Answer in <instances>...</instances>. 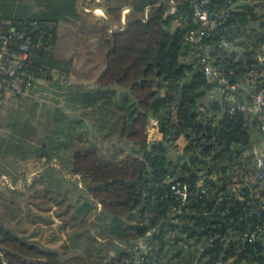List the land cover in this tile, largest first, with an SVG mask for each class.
I'll return each instance as SVG.
<instances>
[{"label": "trees", "instance_id": "obj_1", "mask_svg": "<svg viewBox=\"0 0 264 264\" xmlns=\"http://www.w3.org/2000/svg\"><path fill=\"white\" fill-rule=\"evenodd\" d=\"M79 1L0 0V32L12 34L15 29L31 37L30 63L43 82L54 83L55 74L64 82L70 76L71 60L58 59L54 50L61 25L81 22ZM102 1L106 18L90 31L100 36L105 69L97 88H80L75 100L94 110L93 117L101 114L97 129L109 130L106 139L118 134L136 149L126 164L79 150L72 173L89 180L88 191L99 205L87 202L79 213L89 219L100 209L93 228L102 223L106 239L115 244L102 246L96 229L89 228L71 236L72 243L84 240L87 246L67 259L65 253L0 225V264H136L134 249L146 240L153 249L136 260L139 264H264V182L251 191L248 183L233 182L227 170L241 165L242 156L261 142L245 127L243 114L231 113L216 86L193 68L194 46L187 37L201 26L193 16L192 0H180L174 15L168 14L169 0ZM208 1L212 18L225 14L222 25L204 41L214 67L232 84L246 89L263 85L264 0ZM125 8L130 14L122 29ZM181 15L184 25L176 24ZM222 37L239 39L237 51L228 54L220 46ZM16 42L20 47L22 42ZM261 85L255 90H264ZM116 88L125 94L117 96ZM180 138L186 142L183 148ZM54 141H43L31 152L51 161L59 151ZM18 142L26 145L25 140ZM15 143L11 140L7 148ZM245 160L254 165L252 154ZM204 169L207 175L201 177ZM174 184L188 188L184 205L172 190Z\"/></svg>", "mask_w": 264, "mask_h": 264}, {"label": "rangeland", "instance_id": "obj_2", "mask_svg": "<svg viewBox=\"0 0 264 264\" xmlns=\"http://www.w3.org/2000/svg\"><path fill=\"white\" fill-rule=\"evenodd\" d=\"M94 3L105 7L102 0ZM94 3L80 0L81 22L63 23L59 30L54 54L58 59L71 60L67 82L55 74L54 83L41 82L25 97L11 96L0 103V225L48 249L65 253L67 259L80 254L87 246L84 240L72 243L71 236L85 234L89 228L96 229L102 246L115 244L106 239L102 223L98 229L93 228L100 209L92 212L89 219L79 213V208L83 209L87 202L97 203L88 191L89 180L72 173L75 153L95 151L105 162L126 164L136 149L133 143L118 134L106 139L104 136L109 130L100 133L97 129L101 114L93 117L94 110L82 107L75 100L80 88H97V80L106 65L100 36L90 31L91 26L101 20L104 11H86ZM116 27L117 24L113 28ZM115 92L119 97L125 94L119 88ZM118 138L122 140L120 144ZM11 140L19 148H7ZM18 140H25L26 145H20ZM46 140H55L54 145L62 146H56L59 151L51 161L39 160L31 152ZM43 220L52 223L45 225ZM114 253L111 251L110 255Z\"/></svg>", "mask_w": 264, "mask_h": 264}, {"label": "built area", "instance_id": "obj_3", "mask_svg": "<svg viewBox=\"0 0 264 264\" xmlns=\"http://www.w3.org/2000/svg\"><path fill=\"white\" fill-rule=\"evenodd\" d=\"M180 0H169L168 14L174 15L178 10ZM208 0H192L191 10L195 20L200 24V29L192 31L187 37V41L193 44L192 50V64L199 72L203 73L207 81L216 86V90L221 94L224 101L229 102L231 113H241L245 119V127L251 130L252 134L258 137L261 144L260 147H255L253 153L247 152L240 159L241 165H229L227 167L230 176L233 177V182H243L248 188L253 190V185L259 182H264V90L256 91L255 88L250 87L246 89L237 84L230 83L225 77V73L214 67L213 58L204 46L205 38L210 36L216 28L220 27L225 20V14H217L212 18V11L208 8ZM185 18L181 15L176 20V24L184 25ZM12 25L11 22H8ZM12 34L0 32V103L4 102L8 96L13 95L22 97L31 92L37 84L43 82L38 79L39 70L32 67L30 56L32 49V39L24 34L16 33L12 29ZM22 42L21 46L16 48V40ZM239 39L233 42L227 37H222L220 46L224 48L228 54L237 51V43ZM260 60L264 61V44L261 46ZM254 84V83H252ZM261 88L264 87V81ZM242 91H246L244 96L246 100L242 101ZM254 156V165H250L245 159ZM207 170H203L200 176H206ZM171 180L170 176L167 177ZM238 181V182H237ZM240 181V182H239ZM172 190L180 196V204L184 205L188 198V188H181L179 184H174ZM205 192V191H204ZM176 214L181 215V210H175ZM256 238V234L252 235V239ZM152 241L146 240L144 244L136 246L134 251L136 256L134 261L147 251H151L153 247L150 246Z\"/></svg>", "mask_w": 264, "mask_h": 264}, {"label": "crops", "instance_id": "obj_4", "mask_svg": "<svg viewBox=\"0 0 264 264\" xmlns=\"http://www.w3.org/2000/svg\"><path fill=\"white\" fill-rule=\"evenodd\" d=\"M98 1H100V0H97V3H98ZM104 11V15H103V17L102 18H100V19H104V18H106V15H105V10H104V8L103 7H101V6H99V5H97L96 3H94V4H92V6L89 8V9H86V11L87 12H90V11H92V12H95V13H98L99 11ZM123 15H122V23H121V28L122 29H124V27H125V22H126V19H127V16H126V14L127 13H129L130 14V10L129 9H124L123 10ZM128 15V14H127ZM62 26V25H61ZM61 28V27H60ZM117 28V27H116ZM29 94V93H28ZM11 96H13V95H10V96H8V98H10ZM26 96V95H25ZM25 96H22V97H16V96H14V97H16V98H23V97H25ZM217 97H219V95L217 96ZM219 99V98H218ZM157 138H160V136L158 135L157 136ZM185 139L184 138H180L179 139V145H180V147L181 148H183L185 145H186V142L184 141Z\"/></svg>", "mask_w": 264, "mask_h": 264}]
</instances>
